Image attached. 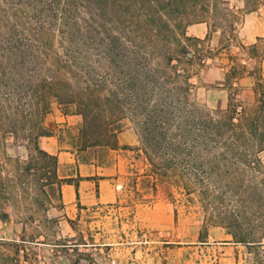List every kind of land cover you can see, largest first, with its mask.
Wrapping results in <instances>:
<instances>
[{
  "label": "rangeland",
  "instance_id": "374dc122",
  "mask_svg": "<svg viewBox=\"0 0 264 264\" xmlns=\"http://www.w3.org/2000/svg\"><path fill=\"white\" fill-rule=\"evenodd\" d=\"M257 9L264 0H0V61L10 46L27 61L3 66L0 80V264H264L263 94L234 85L253 52L238 25ZM203 23L206 38L187 32ZM114 37H142L156 72L142 112L131 115L128 96L120 113L139 142L143 130L142 161L121 179L119 202L62 210L36 137L65 107L46 101L44 117L39 96L51 76L75 92L105 85L107 95Z\"/></svg>",
  "mask_w": 264,
  "mask_h": 264
},
{
  "label": "crops",
  "instance_id": "0c3cea01",
  "mask_svg": "<svg viewBox=\"0 0 264 264\" xmlns=\"http://www.w3.org/2000/svg\"><path fill=\"white\" fill-rule=\"evenodd\" d=\"M238 29L242 46L251 47L253 52L251 55H243L241 70L235 76L234 85L242 93H250L253 97L258 98L263 94L264 103V10L257 9L244 14ZM187 30L194 37L204 39L209 29L203 23ZM81 122L78 115L56 116L52 122L46 116L44 124L52 136L39 137L37 141L38 153L48 159H55L62 210H83L119 202L121 179L142 161V149L136 133L132 129H125L117 136V150L109 149L101 158H93L88 163L81 162L71 145L72 137ZM60 128L63 131H59ZM66 179H72L73 182H63Z\"/></svg>",
  "mask_w": 264,
  "mask_h": 264
},
{
  "label": "trees",
  "instance_id": "16d2710c",
  "mask_svg": "<svg viewBox=\"0 0 264 264\" xmlns=\"http://www.w3.org/2000/svg\"><path fill=\"white\" fill-rule=\"evenodd\" d=\"M130 24L132 28L135 27L133 23ZM98 42L102 43L103 41L99 40ZM100 47L102 49L103 45H100ZM181 49L184 51L183 47ZM105 50V58L114 75L113 81L110 82L113 89L107 95H103L107 88L105 85L93 83L83 90L75 92L69 86L61 84L60 79L52 76L45 81L44 88L46 91L44 95H37L46 106L43 111L44 117L51 112L48 103H46L51 99L56 100L58 104L66 108L60 109L63 116L78 115L81 117L82 122L77 127L76 134L72 137L71 145L80 161L84 163H88L96 157L101 158L106 150L118 149L117 136L123 131L120 125L122 119L120 113L124 112V104L128 101L127 97H132L133 102L136 104L138 101L143 100L145 94H148V88L153 91L157 86L156 72L147 68L150 57L148 59L142 37L140 39L126 38L124 41L116 37L111 38ZM2 53V56L4 55L6 59L4 60L5 63L0 61V71L2 72V79L0 80L5 79L3 77V71L5 70L3 66L6 65L9 68L21 70L27 62L24 55H21L16 47L2 48ZM184 53L186 58H193L191 53L186 51ZM164 57L167 65H170L172 59L169 52H165ZM185 84L188 86L187 82ZM69 105H75V110L69 111ZM139 108L140 106H137V104L134 105L132 108L134 113H131V115L137 117L142 112ZM14 109L17 112L26 113L25 110H22L21 105L16 106ZM107 114L115 117V121L107 120ZM151 119L154 120H150V122L155 124V117H151ZM155 130L154 126V132ZM137 132L140 143L143 145V130L139 127ZM49 136H52V132L47 129L45 133H38L36 139ZM51 158L55 165V159ZM63 182H73V180L66 179ZM156 182L147 180L144 186L145 190L156 194L158 190ZM74 183L76 184L75 181Z\"/></svg>",
  "mask_w": 264,
  "mask_h": 264
}]
</instances>
